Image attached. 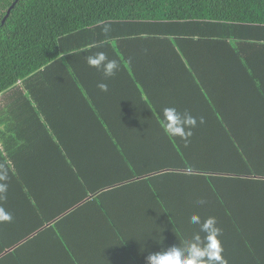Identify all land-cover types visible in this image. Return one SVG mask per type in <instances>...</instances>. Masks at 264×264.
<instances>
[{"label":"crops","instance_id":"1","mask_svg":"<svg viewBox=\"0 0 264 264\" xmlns=\"http://www.w3.org/2000/svg\"><path fill=\"white\" fill-rule=\"evenodd\" d=\"M104 27L91 33L98 41L95 47H84L67 60L68 67L46 73L49 84L36 88V95L30 98L35 113L15 121L23 135L15 133L11 142L19 144L4 149L0 135V175L8 177L0 207L13 214L11 223L0 222V264L107 260L109 248L103 249L101 244L76 248L39 241L16 245L12 241L14 236L29 233L31 227L54 225L61 217L59 206L82 194L85 187L79 186L69 196L70 187L62 189V179H80L82 175L91 185V181H106L109 166L123 167L122 148L135 150L129 151L127 158L139 171L167 165L165 147L160 145L180 140L167 135L163 127L160 110L164 107L186 110L198 120L203 117L204 123H198L189 140H201L203 152L215 158H222L223 145L264 135L254 130V125H264L262 41L211 37L196 28L193 36L173 37L171 28L151 23L111 25L107 33ZM87 40V36L76 38L81 44ZM96 51H104L120 65L107 81V92L97 88L101 73L85 63V57ZM29 103L9 100L5 106L12 111ZM0 129H6L1 121ZM44 152H50L51 157H44ZM195 152L192 160L210 164L198 158L204 154ZM94 172L102 174L94 176Z\"/></svg>","mask_w":264,"mask_h":264},{"label":"trees","instance_id":"2","mask_svg":"<svg viewBox=\"0 0 264 264\" xmlns=\"http://www.w3.org/2000/svg\"><path fill=\"white\" fill-rule=\"evenodd\" d=\"M125 23L171 28L173 37L193 36L196 28L206 36L264 43V0H0V121L6 127L0 135L4 149L19 144L11 142L15 133L23 135L15 121L35 113L30 98L36 88L49 84L46 73L68 67L67 60L84 47H95L98 41L91 37L93 29ZM79 36L88 40L78 43ZM21 99L30 103L6 109L5 102ZM6 118L8 122L2 123ZM254 126L264 133V125ZM200 141L162 142L167 165L157 168L137 170L127 158L135 150L122 148L124 166L119 170L109 166L105 182L101 179L89 185L82 175L62 179V189L70 187L69 196L79 186L85 187L82 194L59 206L61 217L54 225L31 227L29 233L14 236L12 244H101L109 248L108 259L90 264H146L148 254L190 239L198 226L189 217L196 214L201 220L216 218L227 264H264V135L223 145L222 158L206 155ZM195 151L204 154L198 158L210 164L192 160ZM50 154L44 152V157ZM198 200L206 203L198 205ZM157 239L162 243L157 244Z\"/></svg>","mask_w":264,"mask_h":264},{"label":"clouds","instance_id":"3","mask_svg":"<svg viewBox=\"0 0 264 264\" xmlns=\"http://www.w3.org/2000/svg\"><path fill=\"white\" fill-rule=\"evenodd\" d=\"M103 31L107 33L108 27L105 26ZM85 63L90 68L95 69L102 75V79L97 83V88L101 92H107L109 85L107 83L119 71L120 65L117 59H110L104 51H96L85 57ZM161 122L167 135L178 138L180 141L187 143L199 124L204 123L203 117L199 120L188 111H180L175 106L164 107L160 110ZM7 175H0V199L4 198L7 193ZM206 201L198 200V205L205 204ZM13 220V214L5 208L0 207V222H9ZM189 222L198 226L190 239L183 243L173 245L166 251L150 253L146 257V264H227V260L222 256L223 248L219 237L222 230L217 227V220L209 216L203 220L201 217L192 214ZM203 233V236H201ZM150 236V235H149ZM157 244L162 243L156 240ZM143 247L141 251H143Z\"/></svg>","mask_w":264,"mask_h":264},{"label":"water","instance_id":"4","mask_svg":"<svg viewBox=\"0 0 264 264\" xmlns=\"http://www.w3.org/2000/svg\"><path fill=\"white\" fill-rule=\"evenodd\" d=\"M10 9L8 10V13H9Z\"/></svg>","mask_w":264,"mask_h":264}]
</instances>
